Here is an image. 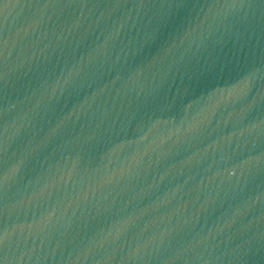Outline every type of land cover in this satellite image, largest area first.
Masks as SVG:
<instances>
[{
  "label": "water",
  "instance_id": "1",
  "mask_svg": "<svg viewBox=\"0 0 264 264\" xmlns=\"http://www.w3.org/2000/svg\"><path fill=\"white\" fill-rule=\"evenodd\" d=\"M0 264H264V0H0Z\"/></svg>",
  "mask_w": 264,
  "mask_h": 264
}]
</instances>
